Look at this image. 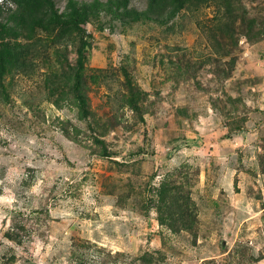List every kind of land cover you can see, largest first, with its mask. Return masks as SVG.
<instances>
[{
    "label": "rangeland",
    "instance_id": "1",
    "mask_svg": "<svg viewBox=\"0 0 264 264\" xmlns=\"http://www.w3.org/2000/svg\"><path fill=\"white\" fill-rule=\"evenodd\" d=\"M230 2L0 34V264H264V0Z\"/></svg>",
    "mask_w": 264,
    "mask_h": 264
},
{
    "label": "trees",
    "instance_id": "2",
    "mask_svg": "<svg viewBox=\"0 0 264 264\" xmlns=\"http://www.w3.org/2000/svg\"><path fill=\"white\" fill-rule=\"evenodd\" d=\"M128 4L129 0H107L105 2L93 0L91 3L67 0L65 11L58 13L53 0H1L0 34H5L8 29L29 28V25L38 20L85 32L83 26L89 21L91 15L105 13L111 19H116L128 9ZM147 5L149 10L168 14L169 17H173L180 10L194 12L208 5L214 6L212 26L208 29L210 35H236L238 33L236 29L244 26V23L241 20L238 21L233 15L230 0H147ZM250 27L251 29L248 30L254 31L253 35H264V23L258 24L257 21L251 20ZM89 47L90 41L83 35L76 52V70L72 84L74 96L85 120H87L88 111L86 101L80 93V77Z\"/></svg>",
    "mask_w": 264,
    "mask_h": 264
}]
</instances>
